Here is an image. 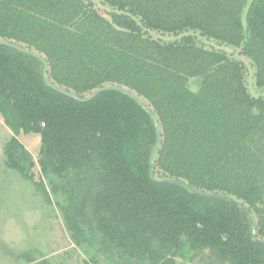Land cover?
Listing matches in <instances>:
<instances>
[{"label": "trees", "instance_id": "1", "mask_svg": "<svg viewBox=\"0 0 264 264\" xmlns=\"http://www.w3.org/2000/svg\"><path fill=\"white\" fill-rule=\"evenodd\" d=\"M0 40L39 53L49 82L79 97L135 93L161 128L155 177L236 198L264 239V0H0ZM43 68L0 44V109L40 135L73 238L97 245L92 263L264 264L236 203L152 178L157 134L140 104L117 90L78 101ZM6 154L34 178L21 142Z\"/></svg>", "mask_w": 264, "mask_h": 264}, {"label": "rangeland", "instance_id": "2", "mask_svg": "<svg viewBox=\"0 0 264 264\" xmlns=\"http://www.w3.org/2000/svg\"><path fill=\"white\" fill-rule=\"evenodd\" d=\"M196 81L190 84L195 87ZM16 124L15 116L8 121L0 109V264H109L107 260L91 262L100 255L96 243L73 238L59 206L65 205V194L54 193L50 180L55 181V176L47 174L39 162L40 135L16 130ZM11 138L21 142L36 161L34 178L7 166L6 145Z\"/></svg>", "mask_w": 264, "mask_h": 264}, {"label": "water", "instance_id": "3", "mask_svg": "<svg viewBox=\"0 0 264 264\" xmlns=\"http://www.w3.org/2000/svg\"><path fill=\"white\" fill-rule=\"evenodd\" d=\"M0 44L13 47V48H15V49H17V50H19L21 52L28 53V54H31V55H34V56L38 57L42 61L43 65H44L43 75H44L45 82L48 85H50L51 87H53L56 91L66 95L68 97H71L73 99H76L78 101L91 100V99L95 98L98 94H100L101 92L106 91V90H117V91H120V92H122L124 94L129 95L138 104H140V106L147 113H149V115H150V117H151V119H152V121H153V123L155 125V128H156L157 140H156V143H155V145H154V147L152 149L151 155H150L151 176H152V178H154L156 181L182 184L183 186L188 188V190L191 193H193V194H197V195H201V196H205V197H211V198L226 199V200H229V201H232V202L236 203L246 213V215H247V217H248V219H249V221L251 223V235H252L253 240L255 242H259L261 244H264V239H261V238H259L257 236V227H256V219H255V217L252 215V213L247 209V207L241 201H239L236 198H234V197H232L230 195H227V194L209 193V192L198 190V189L194 188L193 186H191L190 184H188L185 181H180V180L172 179V178L157 179L155 177L154 157H155L156 150L159 147L160 142H161V128H160L159 122H158L154 112L151 111V109L146 105V103L140 97H138L135 93L123 88L122 86L106 85V86L100 87L97 90L93 91V93L90 96H88V97H84V98L83 97H79L75 93H73V92H71V91H69L67 89L60 88L57 85L49 82L48 77H47L46 61H45L44 57L41 56L39 53H37L34 50L27 49V48L15 43V42H11V41L0 40Z\"/></svg>", "mask_w": 264, "mask_h": 264}]
</instances>
